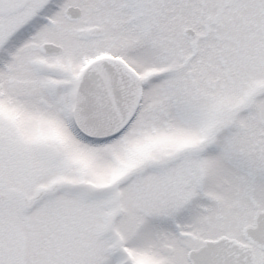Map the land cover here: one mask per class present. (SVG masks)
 <instances>
[{
	"label": "snow or ice",
	"instance_id": "snow-or-ice-1",
	"mask_svg": "<svg viewBox=\"0 0 264 264\" xmlns=\"http://www.w3.org/2000/svg\"><path fill=\"white\" fill-rule=\"evenodd\" d=\"M0 264H264V0H0Z\"/></svg>",
	"mask_w": 264,
	"mask_h": 264
}]
</instances>
